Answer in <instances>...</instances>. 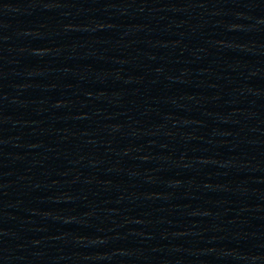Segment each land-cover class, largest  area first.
Returning <instances> with one entry per match:
<instances>
[{"label":"water","instance_id":"1","mask_svg":"<svg viewBox=\"0 0 264 264\" xmlns=\"http://www.w3.org/2000/svg\"><path fill=\"white\" fill-rule=\"evenodd\" d=\"M0 264H264V0H0Z\"/></svg>","mask_w":264,"mask_h":264}]
</instances>
